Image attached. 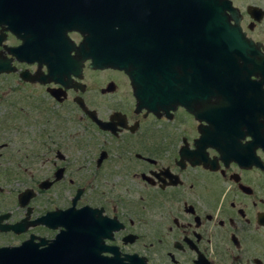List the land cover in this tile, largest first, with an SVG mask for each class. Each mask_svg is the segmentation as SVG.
Masks as SVG:
<instances>
[{
	"label": "flooded vegetation",
	"instance_id": "flooded-vegetation-1",
	"mask_svg": "<svg viewBox=\"0 0 264 264\" xmlns=\"http://www.w3.org/2000/svg\"><path fill=\"white\" fill-rule=\"evenodd\" d=\"M225 1L247 43L225 80L152 112L122 71L92 66L93 0H0V248L264 264V39L249 34L264 0Z\"/></svg>",
	"mask_w": 264,
	"mask_h": 264
},
{
	"label": "water",
	"instance_id": "water-1",
	"mask_svg": "<svg viewBox=\"0 0 264 264\" xmlns=\"http://www.w3.org/2000/svg\"><path fill=\"white\" fill-rule=\"evenodd\" d=\"M222 9L232 12L225 0H93L92 66L122 71L149 111L185 106L194 88L225 80L231 48L247 45ZM22 245L0 248V264H45Z\"/></svg>",
	"mask_w": 264,
	"mask_h": 264
},
{
	"label": "rangeland",
	"instance_id": "rangeland-1",
	"mask_svg": "<svg viewBox=\"0 0 264 264\" xmlns=\"http://www.w3.org/2000/svg\"><path fill=\"white\" fill-rule=\"evenodd\" d=\"M235 2H236V5H238L241 9H243V7H244L245 4H254V5L262 6V0H235ZM249 34L252 37H257V38L264 39V19L256 22L254 24V26H253V30H251L249 32ZM32 175L33 176H36L37 174L36 173H33ZM29 183L31 184L30 181H29ZM20 189H21V186L20 185H15L14 184L12 186V189L10 190V192L13 194L12 195L13 203L15 202V193L18 190H20ZM166 249H168V248H166ZM140 250L143 251L144 253H146V249H140Z\"/></svg>",
	"mask_w": 264,
	"mask_h": 264
},
{
	"label": "bare ground",
	"instance_id": "bare-ground-1",
	"mask_svg": "<svg viewBox=\"0 0 264 264\" xmlns=\"http://www.w3.org/2000/svg\"><path fill=\"white\" fill-rule=\"evenodd\" d=\"M56 260H57V259H56ZM56 260H55V261H56ZM56 263H57V264H59V263H60V261H59V262H57V261H56Z\"/></svg>",
	"mask_w": 264,
	"mask_h": 264
}]
</instances>
